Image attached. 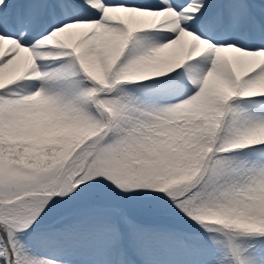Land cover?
Here are the masks:
<instances>
[{"label": "snow or ice", "instance_id": "1", "mask_svg": "<svg viewBox=\"0 0 264 264\" xmlns=\"http://www.w3.org/2000/svg\"><path fill=\"white\" fill-rule=\"evenodd\" d=\"M0 264H264V0H0Z\"/></svg>", "mask_w": 264, "mask_h": 264}]
</instances>
